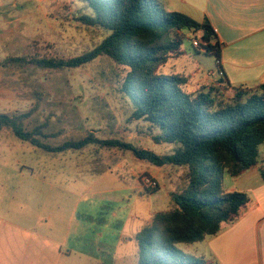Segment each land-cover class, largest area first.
<instances>
[{
  "label": "rangeland",
  "instance_id": "1",
  "mask_svg": "<svg viewBox=\"0 0 264 264\" xmlns=\"http://www.w3.org/2000/svg\"><path fill=\"white\" fill-rule=\"evenodd\" d=\"M172 1L170 8L184 9L177 0ZM84 12L88 9L80 0H0V113L31 112L25 121L27 128L42 127L53 145L92 132L101 139L120 138L158 154L173 152L176 144L156 142L153 137L160 131L132 117V99L121 88L124 70L110 57L63 69L11 60L34 54L70 58L94 48L108 32L84 24L80 20ZM185 35L186 54L171 58L161 71L187 74L190 89L212 85L211 79L220 75L216 59L193 46L202 32L187 31ZM204 45L195 46L200 49ZM225 92L232 95L233 89ZM121 152L90 144L48 153L8 129L0 132V214L19 215L27 226L64 239L65 247L81 246L87 239L88 249L107 246L104 254L91 252V257L75 251L55 261L48 253L42 264H137V242L124 237L152 219L148 208L159 212L176 206L173 194L186 186L187 166H158L124 151L120 154L122 168L116 165ZM102 170L106 173L99 177ZM145 170L155 176L158 186L152 194L142 191L139 198L133 186L140 180L133 172ZM145 175L152 177L143 173L140 179ZM232 181L233 176L226 174L224 185ZM90 187L93 191L111 190L96 195L87 193ZM203 246L205 241L179 244L193 253ZM28 253V258L36 261L37 255L32 250Z\"/></svg>",
  "mask_w": 264,
  "mask_h": 264
},
{
  "label": "trees",
  "instance_id": "2",
  "mask_svg": "<svg viewBox=\"0 0 264 264\" xmlns=\"http://www.w3.org/2000/svg\"><path fill=\"white\" fill-rule=\"evenodd\" d=\"M80 1L88 9L80 20L108 32L94 48L70 58L34 54L11 60L63 69L110 57L124 70L121 88L132 99V117L157 128L160 133L153 139L176 144L174 151L158 154L120 138L101 139L92 132L53 145L42 127L27 128L25 121L31 112H1L0 132L8 129L48 153L96 144L130 151L158 166H187V184L173 194L176 206L156 212L135 235L137 264H217L182 250L179 244L203 242L218 234L223 223L236 221L250 202L247 192L226 190L224 177H238L260 162L264 82L255 87L232 86L222 76L212 85L190 89L187 74L163 73L161 68L171 58L186 54L187 31H201L206 45L199 49L192 43L195 50L213 55L221 69V43L208 18L199 21L182 11L167 10L162 0ZM230 88L232 95L225 92ZM259 171L264 179V167ZM155 189L145 188L148 192Z\"/></svg>",
  "mask_w": 264,
  "mask_h": 264
},
{
  "label": "crops",
  "instance_id": "3",
  "mask_svg": "<svg viewBox=\"0 0 264 264\" xmlns=\"http://www.w3.org/2000/svg\"><path fill=\"white\" fill-rule=\"evenodd\" d=\"M177 1L184 6V9L170 8L174 5L173 1L162 0L168 10L170 8L172 11H182L199 21L208 18L213 25L221 43L219 61L221 69L218 68L220 73L218 78L224 76L232 86L255 87L264 82V0ZM218 78H212L211 81H216ZM124 153L121 152L116 157L118 167L123 168L124 158L120 157V154ZM261 166L264 167V143L260 146V162L242 175L233 177L234 181L229 186L225 185L228 191L247 192L250 202L241 211L236 221L223 223L218 234L204 240L205 246L202 247L204 252L200 249L196 254L204 255L217 264H264V179L259 171ZM105 173L106 170H102L99 177ZM133 173L140 180L139 185L133 186L140 193L138 197L142 198V191L152 194L145 190L140 179L143 173L151 175V172L145 170ZM151 176L155 178L154 175ZM110 190V188H103L93 191L90 187L87 193L106 195ZM105 195H101V198L107 199ZM150 210L151 208L147 209V215L152 216L156 213ZM23 222L19 215L3 217L0 214V264H35L36 261L37 264H42L41 261L47 259L48 253L53 254L55 261L62 256L69 257L75 251L85 257H91V252L96 255L100 252L105 253L106 245L88 249V239L81 246L67 245L65 247L62 244L64 239L60 241L56 235L45 233V230H36ZM73 226L72 223V229ZM78 226L82 228V224ZM142 227L143 224L135 232L126 235L124 240L135 239V235ZM103 236L102 233L100 237L103 238ZM91 241L95 240L91 239ZM30 250L37 255L36 261L28 258Z\"/></svg>",
  "mask_w": 264,
  "mask_h": 264
},
{
  "label": "built area",
  "instance_id": "4",
  "mask_svg": "<svg viewBox=\"0 0 264 264\" xmlns=\"http://www.w3.org/2000/svg\"><path fill=\"white\" fill-rule=\"evenodd\" d=\"M193 43L196 46H201V44H205L206 42L205 41L203 42L202 39H200V40L194 39ZM210 73H212V72H209V74ZM141 178H142L141 179V183H142L143 187L146 188V189H151L152 190V189H155L158 186L157 181L153 177L145 175V176H142Z\"/></svg>",
  "mask_w": 264,
  "mask_h": 264
}]
</instances>
